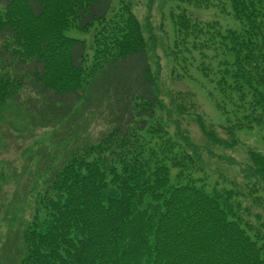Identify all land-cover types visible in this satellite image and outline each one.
I'll return each mask as SVG.
<instances>
[{
  "label": "trees",
  "instance_id": "trees-1",
  "mask_svg": "<svg viewBox=\"0 0 264 264\" xmlns=\"http://www.w3.org/2000/svg\"><path fill=\"white\" fill-rule=\"evenodd\" d=\"M164 1L174 69L221 97L229 134L264 130V0ZM148 29L116 0H0V117L17 114V127L51 130L65 146L30 148L11 169L31 184L0 264H264V154L231 158L239 179H197L185 99L158 86Z\"/></svg>",
  "mask_w": 264,
  "mask_h": 264
},
{
  "label": "rangeland",
  "instance_id": "rangeland-1",
  "mask_svg": "<svg viewBox=\"0 0 264 264\" xmlns=\"http://www.w3.org/2000/svg\"><path fill=\"white\" fill-rule=\"evenodd\" d=\"M120 3L130 5L139 20L144 25L149 26L147 38L149 39L148 46L151 51V66L154 72L160 70V75L157 76L158 78L156 77V80L163 94L174 92L185 99L188 111L183 115V129L198 148H201L200 157L198 158L203 162L204 167L196 176L197 179L201 183H205L206 186L209 184L213 186L221 185L218 182L226 179H239L238 169L227 164H229L231 158L240 164L248 162V150L264 154V130L259 127L251 131L244 130L229 134L220 125L224 120L217 108V103L221 101V97L213 92L212 87L199 75L192 78L186 76L184 69H174V59L170 51L174 49L176 33L173 31L169 19L170 8L168 5L170 4H166L164 0H116L117 7ZM190 12L198 15L203 20L210 21L214 17H218L215 10L190 8ZM73 35L77 34L73 32ZM78 36L89 40L91 34ZM16 116L17 114L10 111H4L3 117H0V151L2 153L0 165L1 168L7 167L10 169L6 170L7 175L13 167L14 169H21L25 165L30 148H35L34 151L43 146L65 148L64 144H55L57 142L51 136V130L17 127L19 121L16 120ZM199 117L204 126L200 124ZM205 129L209 132L208 134H214L216 139L211 140L205 133ZM94 131V134L98 135L101 129H95ZM217 140L229 143L235 142L234 146L229 147L233 149L226 150L227 147L218 143ZM11 172L13 179L8 185L4 186L5 195L1 196L0 193V239L2 236L7 235V226L12 218L13 225L18 224L22 214L21 202L24 200L26 186L31 184L28 180L29 174L16 176L14 171ZM16 192L18 199L16 204L13 205L14 207L11 208V196L13 194L15 199ZM6 198L7 202L3 203ZM254 211L260 212L259 209ZM247 219L256 221L255 218L251 217H247ZM1 255H5L4 250L2 254L0 253Z\"/></svg>",
  "mask_w": 264,
  "mask_h": 264
}]
</instances>
